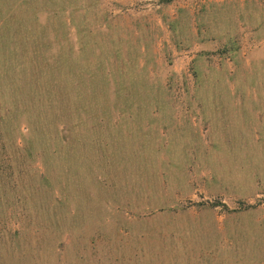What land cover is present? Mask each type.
Returning <instances> with one entry per match:
<instances>
[{"label": "rangeland", "instance_id": "1", "mask_svg": "<svg viewBox=\"0 0 264 264\" xmlns=\"http://www.w3.org/2000/svg\"><path fill=\"white\" fill-rule=\"evenodd\" d=\"M260 1L0 0V264H264Z\"/></svg>", "mask_w": 264, "mask_h": 264}, {"label": "crops", "instance_id": "2", "mask_svg": "<svg viewBox=\"0 0 264 264\" xmlns=\"http://www.w3.org/2000/svg\"><path fill=\"white\" fill-rule=\"evenodd\" d=\"M238 1H243L246 2V0H190L191 5H198L201 3L203 4H207L210 5L211 3H222L224 2L225 4L227 3H236ZM257 1V0H255ZM260 1V0H259ZM261 2H264V0L260 1V4L262 5ZM200 4V5H201ZM246 5H244L242 8H244ZM252 7V5L250 6ZM194 8V7H192ZM195 10V8H194ZM255 11L252 10H246L244 12H240V10H236L235 12H227L226 10H224L223 15L226 18H229L228 20L226 19V22L228 23L229 21H232L233 26L232 27H227V28H264V23L263 21H261V24L257 23L255 24L254 21L255 20ZM222 15V13L219 12V16ZM216 17V16H215ZM207 42V41H206ZM204 43V42H202ZM216 47H222L221 43L218 42V44L215 45ZM255 81H260L261 85L259 84L260 87H251L249 86L248 88H234L231 90H227L226 92H216L215 96L218 97H223V95L225 97H230L233 98L235 101V103L237 105H234L238 111H247V110H252L253 114L249 113V116L243 115L240 117H236L234 118V125L237 126L238 128H240V124H243L245 127L244 128H248L247 126H249L252 129H260L261 126L263 125V121H262V114L260 112V109H257V105H260V101L264 100V88H262V82H264V77H260V78H255ZM226 93V94H225ZM232 99V100H233ZM249 104L252 105V107H250L249 109ZM233 108V107H231ZM247 117H249V119L247 120ZM223 118V117H222ZM256 119H259V122H261L260 124L257 123ZM232 121V118H228V117H224V125H230L229 122ZM242 121V122H241ZM208 125V124H207ZM239 130V132H243V130L241 129H237ZM249 132V131H248ZM250 134V132H249ZM225 135L227 136V132H225ZM251 135V134H250ZM255 138H259L261 139V134L257 133V135L255 136Z\"/></svg>", "mask_w": 264, "mask_h": 264}, {"label": "trees", "instance_id": "3", "mask_svg": "<svg viewBox=\"0 0 264 264\" xmlns=\"http://www.w3.org/2000/svg\"><path fill=\"white\" fill-rule=\"evenodd\" d=\"M7 113V112H6ZM2 111H0V180H2V176H6L10 172V169L12 167V164L16 161H19L20 159L24 158L26 156L28 148L26 147H20L18 150H16V159L14 156L13 158L10 155V153L7 151V132L11 131L12 126L10 124L11 115H8ZM10 114V113H9ZM9 134V132H8ZM2 153H6L7 157L5 158L2 156ZM10 161H14L13 163H8ZM0 185L4 186L3 181H0Z\"/></svg>", "mask_w": 264, "mask_h": 264}]
</instances>
